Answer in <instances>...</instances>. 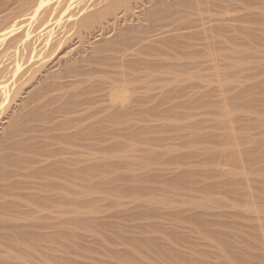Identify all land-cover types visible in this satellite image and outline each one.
Here are the masks:
<instances>
[{
    "label": "bare ground",
    "instance_id": "6f19581e",
    "mask_svg": "<svg viewBox=\"0 0 264 264\" xmlns=\"http://www.w3.org/2000/svg\"><path fill=\"white\" fill-rule=\"evenodd\" d=\"M186 103L209 104L217 106L219 110L215 114L216 118L214 116V119L208 121L215 125L218 129L216 131H220L218 133L221 141L220 152L214 151L219 153V156L215 161L216 156L212 155L213 151V153L209 152V147L205 148L207 151L204 149L205 153L203 150L199 151L202 154L199 153L198 156L203 159L202 161L209 162L211 174L208 175L215 173L213 175L216 178L224 177L228 183L230 182L225 184H233L227 189V193L232 196L231 199L234 197L238 202V216L242 215V218L246 219L244 220L247 221L246 228L253 231L247 233V237L256 240L255 243L248 242V238L246 244L256 246L261 251L259 257L260 263L263 264L264 215L258 204L262 201H259L261 199L259 197L264 196V184L262 182V186L251 187L249 179L245 176V170L240 167L241 152L237 148L239 138L235 134L238 119L234 117L236 113L234 112L233 115L232 108L233 105H237L240 111L242 110L240 107L257 108L264 104V0H0V264H47L50 259L52 262L59 259L64 264L70 262L76 264L77 261L79 264H86L88 261L80 263L79 257L73 259L74 255L69 258L71 252V254L67 252L69 255L65 256L66 253H63L62 249L61 251L56 249L58 253L60 252V258L54 257L56 256L54 244L57 241L55 239L58 234L69 231L66 226H74L71 230L73 233L74 228L79 231L80 228L83 231L84 227L105 228L109 226L105 222L109 218L129 219L127 217L135 218L144 214L148 216L146 211H149L148 208L151 209L150 206L153 208L152 203L155 201L152 199L151 205H148L146 200L143 202L148 206L147 210L144 208L146 213L139 209V205L143 203L138 198L140 192L144 194L145 184L137 183L138 188L134 187L133 183L132 186L126 185L129 184V180L125 181L123 178L130 179L132 173L131 176L128 173L129 176L127 174L125 176L123 173L122 180L118 179L120 173L117 170L121 168L122 162H118L120 163L118 165L115 159L111 161L109 158L112 159L114 157L112 155L116 158L119 156L117 157L114 152L110 155L109 151H106V154L110 157L104 155V152H101L103 148L97 149L101 146L100 143L96 144L95 140H99L100 135L126 137L145 132L149 125H146L145 129L144 125H141L144 128L139 127L138 122L146 123L153 120L170 122L169 119L181 116L182 113L178 108L184 107ZM262 117L261 115L258 118ZM256 120L258 121L257 117ZM191 121L193 122V119ZM259 121L263 125L264 120ZM109 124H112L111 128L108 126L110 129L108 128L106 132ZM195 130L197 131V129L192 131ZM250 135L249 138L254 137ZM96 136L100 138L97 139ZM258 136L262 138V134ZM211 137L216 138L214 135ZM254 140H257V136ZM260 140V143H263L264 139ZM120 144H117L119 148ZM262 145L264 144H261L260 151L264 148ZM93 150L95 152L97 150L99 155L102 154L98 156L94 153L92 157ZM129 155L132 153L129 152ZM262 155L264 157V153ZM107 156L109 158H105ZM140 161L143 163L142 160ZM205 161L204 164L207 163ZM117 165L119 169L116 168ZM110 169L112 172L115 169L117 173L114 171L110 174L112 173ZM186 169L180 172L178 170L180 175L177 171L174 173L183 179L186 178L184 174L192 175V171L189 172L188 169L187 173ZM171 170L170 168L169 171ZM158 174L154 176L159 177ZM109 175L114 176L110 178ZM116 175H119L118 178ZM140 175L136 176L140 178ZM175 175L173 174L172 177ZM190 175L189 179L192 177ZM151 176L152 174L149 175ZM212 176L210 177L215 182L216 178ZM228 176L232 178L227 180ZM194 179L192 184L198 181L195 179L194 183ZM218 179H216L217 183L221 180ZM130 180L134 182L133 177ZM206 180L207 178L203 182ZM223 180L221 182L224 184ZM121 181L125 182L121 183ZM180 181L181 179L178 182L181 183ZM214 184L216 183H207L202 188V192L204 189L206 193L207 189H215ZM141 185L143 188H140ZM225 186L223 185L222 188ZM217 187L220 189L219 186ZM128 190L134 194L136 190L135 195L140 194L137 202L141 204L138 205L134 201V206L132 199L131 204L128 200L122 202L123 196L118 198L121 201L116 200L119 194L115 195V193L121 191L128 193ZM92 191L103 195L102 197L95 195L98 197V200H95L97 198L92 195ZM210 191L209 194L212 193ZM225 192H222L223 195L226 194ZM206 193L204 191L202 195L206 197H203L205 200L203 201L210 203V206L214 205V201L223 199L220 195L218 200H215L208 193L206 196ZM214 195L216 196L213 194V197ZM110 198H113L112 201ZM91 199L98 203L111 202L112 204L108 203V207L113 205L111 209L115 208L117 211L113 209L115 214L112 216L100 215L96 211L101 208L87 206L92 205H90L92 201L86 204ZM255 199L259 201L258 204ZM198 201L201 202L202 199ZM198 201L197 207H199ZM204 202L200 205H207ZM81 203H85L87 208L81 209L83 207ZM197 209L193 207L192 211L196 210L193 213L189 209V212L185 210L187 214H191L187 216L195 223L188 218L189 221L202 227L205 232L211 233L212 237L217 236L218 238L215 239H218L222 248L230 252L235 259L237 258L240 264H244L245 261L242 262L244 259L238 256L239 246L232 243V240H227L228 235L226 236L225 230L220 233H226L224 235L226 237L220 238L222 235L216 233L219 231L214 232L211 229L214 221L209 222L213 224L209 227L207 217L204 218L205 215L210 214L202 215L203 213H199ZM237 212L235 210V214ZM111 213L112 211H109V214ZM223 213L229 218L228 212ZM219 215L217 217H221V214ZM248 222L251 224L248 225ZM175 226L174 233L177 232L175 229L179 228ZM188 228L187 230H191ZM174 233L170 234L174 236ZM78 234L75 235L78 237ZM84 235L80 234L82 238H85ZM192 235L196 236L194 233ZM88 240H91L90 236ZM160 240L161 238L159 242ZM158 244L157 242L156 246ZM59 245L61 244L58 243L57 246L60 247ZM118 250L115 251L120 254L121 250ZM48 251L54 252V255ZM46 253H49V257ZM73 253L79 256L78 252V254ZM100 261L98 264L106 263L101 259Z\"/></svg>",
    "mask_w": 264,
    "mask_h": 264
},
{
    "label": "rangeland",
    "instance_id": "374dc122",
    "mask_svg": "<svg viewBox=\"0 0 264 264\" xmlns=\"http://www.w3.org/2000/svg\"><path fill=\"white\" fill-rule=\"evenodd\" d=\"M187 104V105H186ZM185 104V106L183 107L182 106V108H178V111L180 112V113H182L181 114V116H179V117H177V118H175V119H169L170 120V122L167 120V121H165V120H157L156 122H157V124H156V122L154 121H148V122H151V123H148V122H146V123H144V122H142V123H140V122H138V125H140L139 127H143V126H141V125H144V127L147 125H149L148 127H147V129H146V127H145V129H146V131H145V129H144V131L145 132H140L139 134H135V135H133V136H126V137H118L117 135H111V134H108V135H103V137L100 135V137L102 138H100V137H98L97 138V136H96V138L97 139H99V140H95V142H96V144L97 143H100V146L101 147H99L98 146V148L97 149H102L103 148V150H101V152L105 155L106 154V151L108 152V153H110V155L111 154H113V152H114V154H117V157L118 158H120V159H118V158H116V156L115 155H112V156H114V157H112V159L111 158H109L110 156H109V154H106V155H108L107 157H105V158H109L111 161L112 160H114L115 159V161L118 163V162H122L121 163V168L118 166L120 163H118V167H116V168H120L119 170H117L118 171V173H120L118 176H119V178H118V176H117V178L118 179H120L121 178V180H122V178L124 177V174H125V176H126V174L128 173L129 175L132 173V177H133V181L134 182H132L130 179H132V177L130 178V179H128L127 177H125V178H123V180L125 179V181L127 180H129L128 181V183L129 184H126V185H131L132 183H133V186L135 187V186H137V188H138V186L139 185H137V183H139V184H141V183H143V184H145V185H143L144 186V189H143V193L145 194H142V192H140V194H137V195H135L136 194V190H134L135 191V194H134V192L133 193H130L131 192V189H129L130 190V192H129V190L127 191L128 193H126V192H124V191H126V190H124V191H121V193L119 192V193H115V195L116 194H119V196H116V200L117 201H121V200H118V198L121 196H123V200H122V202L123 201H127L128 200V202L131 204V199H132V204L134 205V201H135V203H137L138 205L139 204H141V203H139V202H137L138 201V199H140V202H146V203H148V205H151V203H152V199H153V201H155V202H153L152 204H153V208H152V206H150L151 207V209H153V211L150 209V208H148V210L149 211H146V212H148V216H147V214H144V216L143 215H141V216H136L135 218H134V216H132L131 218L130 217H127V218H129V219H126V217H122V218H118V219H116V217H114V219H112V218H109V220L108 219H106L105 220V222H106V224H108L109 226H107V227H101V228H97V229H95V228H93V227H91V228H89V227H84L83 228V231H82V229L80 228V230L81 231H79V229L78 230H75V228H74V231H75V234H78L79 232V236L77 237V235H73V233H74V231H72L73 233H71V230H73V227L74 226H71V227H69V226H66V228H68V230L69 231H66V233H64V234H62V233H60V234H58V236L59 235H61V236H57L56 237V239L55 240H57V241H55L56 242V244H54L55 245V250L54 251H56V249L58 250L59 249V251H61L60 249H62V251H63V253H66V254H64L65 256L66 255H69V254H67V252L68 253H70L71 255L70 256H68L69 258H71V257H73V255H74V258L73 259H76V258H78L79 259V261H80V263H83V262H87L86 264H89V263H91V264H98V263H100L101 261H100V259L102 260V262L103 261H105L106 263H108V264H227L228 262H230V263H228V264H240L239 263V261H237L234 257H233V255L230 253V252H227L225 249H223L222 248V246H221V244L218 242V239H215V238H218L217 236H213L212 237V234L211 233H209V232H205L204 230H203V228L202 227H200V226H198L197 224H193V223H195L191 218H189L188 216L189 215H191L190 213H188L187 214V211L189 212V210L191 211V213H193V211H192V209H193V207H195V208H198L197 209V211H199V213H203L202 215H205V214H210V215H205V217L204 218H206L207 217V220H208V224H210L209 225V227L211 226V225H213V224H211V223H209V222H212V221H214V225H213V228H212V226H211V229L214 231V232H216V230L217 231H219V232H216V233H219L220 235H222L220 238H222L226 233V236L228 237V239L227 240H229V241H233L232 243H234V244H236V246L239 248V255L238 256H240V258L242 257V259H244L242 262H244V264L246 263V262H249V261H252L251 263H248V264H261L260 262H261V259H260V255H261V251H259L258 250V248L255 246H253V245H247L246 244V242H247V240H248V238H249V241L248 242H254L255 243V239L254 238H252V237H247L248 235H247V233H253V231H252V229H250L249 230V228H246V224L245 223H247V221L246 222H244V220H246V219H244V218H242V215L241 216H238V212H237V209H238V211H239V208H237V206H238V202L236 201V199L233 197L232 199H231V195L229 194V193H227V189L230 187H232V185L230 186V185H227V184H225V183H228L227 181H226V179L223 177L222 179H221V177H220V179L221 180H223V182H224V184L221 182V180L220 179H218V178H216L213 174H215V173H213L212 175H208L209 173L211 174V169H210V166H209V162H207V161H205V162H207V163H205L204 164V161H202L203 159H201V158H199V156H198V154L199 153H201V152H199V151H201V150H203L204 151V153H205V150L207 149V147H209L208 149H210L209 150V152L211 151V153H213L214 151H216V152H218V150L220 149V143H221V141H219L220 139L218 138V133H220V131L218 132V131H216V130H218V129H216V127H215V125L212 123L211 124V122L209 123L208 121L210 120V119H214V116H215V114L216 113H218V108H217V106H213V105H209V104H206V105H200V104H191L190 105V103H186ZM191 106H193V107H191ZM260 106V107H259ZM259 106H257V108H255V107H252V108H249V107H240V109H242V110H240L239 111V108L237 107V105L236 106H234L233 105V108H232V106H231V108L232 109H234L233 110V115H234V112L236 113L235 115H237V116H235L234 115V117H237V123H238V125L236 124L235 126H236V128H237V130H236V132H235V134H236V136L239 138V142H238V144H237V148L240 150V154H241V158L239 157V159H240V162H241V164H240V167L242 166L243 167V169L245 170V176L249 179V185L251 186V187H253V186H255V185H259V186H262V184H264V157H263V153H264V148H262L263 150H261L260 151V149H261V144H264V136H263V134H264V123H263V125H261V121H259L260 119L261 120H264V104H263V106H261V105H259ZM236 109H235V108ZM262 107V108H261ZM214 108H216L217 109V112H216V109H214ZM183 110V111H182ZM186 110V111H185ZM194 110V111H193ZM235 110H237V111H235ZM246 110H248V112L246 111ZM251 110V111H250ZM261 110H262V112H261ZM193 112V113H192ZM241 112V113H240ZM257 113V115H255V113ZM186 113V114H185ZM198 113V114H197ZM238 113V114H237ZM254 113V114H253ZM258 113H260V117H261V115L263 116L262 118H258L259 116H258ZM262 113V114H261ZM184 114V115H183ZM192 114V115H191ZM201 114V115H200ZM214 114V115H213ZM185 115H187V116H185ZM200 115V116H199ZM240 115H241V117H240ZM243 115V116H242ZM213 116V117H212ZM245 116V117H244ZM257 117V119H258V121L256 120L255 121V119H256V117ZM187 117V118H186ZM192 118L193 119V122L190 120V118ZM244 118V120H243V118ZM255 117V118H254ZM184 118V119H183ZM200 118H201V120H203V121H201L200 120ZM215 118H216V116H215ZM239 118H240V121H239ZM245 118H248L247 120L245 119ZM253 118V119H252ZM177 119H179L178 121H177ZM186 119V120H185ZM250 119H252L251 121H249ZM174 120V121H173ZM198 120H200V121H198ZM245 120H246V122H245ZM160 121H162V122H160ZM188 121V122H187ZM190 121V122H189ZM204 121H206V123L204 122ZM211 121V120H210ZM243 121V122H242ZM169 122V123H168ZM171 122H172V124H171ZM184 122V123H183ZM192 122V124L193 125H191L190 123ZM200 122H204V123H201L200 124ZM247 122H249V125H247ZM255 122V123H254ZM257 122V123H256ZM262 122H264V121H262ZM160 125H159V124ZM164 123V124H163ZM180 123V124H179ZM182 123V124H181ZM187 123V124H186ZM239 123H241V124H239ZM246 123V124H245ZM178 124V125H177ZM196 124V125H195ZM246 126V128H245V126ZM111 125L112 124H109V125H107V130H106V132H108V130L111 128ZM137 125V126H138ZM158 125V126H157ZM176 125H177V127H176ZM185 125V126H184ZM190 125V126H189ZM211 125V126H210ZM110 128H109V127ZM136 126V127H137ZM157 126V127H156ZM179 126V127H178ZM199 126V127H198ZM143 127V128H144ZM163 129H162V128ZM175 129H174V128ZM182 127V128H181ZM187 127H188V129H189V131H188V129H187ZM214 127H215V129H214ZM241 127V128H240ZM251 127V128H250ZM109 128V129H108ZM149 128V129H148ZM191 128V129H190ZM245 128V129H244ZM152 129V130H151ZM155 129V131H153ZM193 129H197V131L195 130V131H192ZM249 129V130H248ZM255 129L257 130V131H255ZM147 130H148V132H147ZM176 130V131H175ZM260 130V131H259ZM151 132V133H150ZM157 132V133H156ZM163 132V133H162ZM166 132V133H165ZM176 132V133H175ZM194 132V133H193ZM197 132V133H196ZM216 132H217V134H216ZM257 132V133H256ZM262 132V133H261ZM149 133V134H148ZM183 133V134H182ZM197 135H196V134ZM213 133V134H212ZM144 134V135H143ZM166 134V135H165ZM169 134V135H168ZM186 134H187V137H185L186 136ZM199 134V135H198ZM209 134H210V136H209ZM251 134V135H250ZM252 134H255V135H252ZM259 134H262V138H260V136H258ZM157 135V136H156ZM168 135V136H167ZM191 135V136H190ZM196 135V136H195ZM201 135V136H200ZM215 136L216 138H212L211 136ZM249 135L250 136H254L255 138H256V136H257V140H254V137H251V138H249ZM160 136V137H159ZM195 136V137H194ZM248 136V138H246ZM116 139H115V138ZM146 139H145V138ZM162 137H164L165 139H163ZM189 137V138H188ZM193 137V138H192ZM197 137V138H196ZM212 138V140H211V138ZM105 138H106V140H105ZM110 138L112 139V140H110ZM160 138V139H159ZM162 138V139H161ZM195 138V139H194ZM108 139V140H107ZM116 141H115V140ZM260 139H262L263 141V143H260ZM103 140V141H102ZM118 140V141H117ZM142 140V141H141ZM164 140V141H163ZM167 140H169V141H167ZM194 140V141H193ZM215 140V141H214ZM100 141V142H99ZM115 141V142H114ZM136 141H137V143H136ZM173 141H175V142H173ZM176 141H177V143H176ZM110 142H114V143H110ZM139 142V143H138ZM149 144H148V143ZM179 142V143H178ZM191 142H193V143H191ZM219 142V143H218ZM120 144V148H119V146H117V144ZM134 144H136L137 145V147H136V145H134ZM146 144V145H145ZM99 145V144H98ZM108 145V146H107ZM123 145V146H122ZM127 145V146H126ZM139 145V146H138ZM160 145V146H159ZM168 145V146H167ZM218 145V146H217ZM102 146H104V147H102ZM146 146L148 147V148H146ZM151 146V148H149ZM159 146V147H158ZM162 146V147H161ZM197 146H199V147H197ZM263 147H264V145H262ZM113 147H115V148H113ZM123 147V148H122ZM126 149H125V148ZM143 147V148H142ZM145 147V148H144ZM165 147V148H164ZM178 149H177V148ZM195 147V148H194ZM109 148V149H108ZM119 148V149H118ZM137 148V149H136ZM158 148H159V150H158ZM206 148V149H205ZM249 148V149H248ZM99 149V150H100ZM111 149V150H110ZM113 149H118V150H113ZM147 149V150H146ZM150 149V150H149ZM162 149V150H161ZM181 149H183V150H181ZM196 149V150H195ZM205 149V150H204ZM247 149V150H246ZM134 150V151H133ZM138 150H140V151H138ZM169 150H171V151H169ZM244 150H246V151H244ZM175 151V152H174ZM186 151V152H185ZM193 151H195V152H193ZM198 151V153H196ZM207 151V150H206ZM213 151V152H212ZM244 151V152H243ZM249 151V152H248ZM97 150H96V152L93 150V153H92V157H93V154L94 153H96V155H98V156H100L102 153H100V151H99V153H100V155L99 154H97ZM116 152V153H115ZM129 152L130 153H132V155H133V157H132V155H129ZM142 152V153H141ZM145 152V153H144ZM166 152H168V153H166ZM172 152V153H171ZM177 152V153H176ZM219 152H220V150H219ZM91 153V152H90ZM128 153V154H127ZM180 153V154H179ZM190 153H192V155L190 154ZM195 153L197 154V155H195ZM208 153V152H207ZM250 153V154H249ZM137 154V155H136ZM172 154V155H171ZM183 154V155H182ZM202 154V153H201ZM215 154V155H214ZM214 154H212L214 157L216 156V158H214L215 159V161L217 160V156H219V153H215L214 152ZM95 155V154H94ZM104 155H102L103 157H104ZM126 155V156H125ZM128 155V156H127ZM160 155V156H159ZM175 155V156H174ZM176 155H178V157L176 156ZM180 155H182V156H180ZM123 156H125L124 158H123ZM132 157V158H130L129 160L127 159V157ZM136 156H138L137 157V160H136ZM143 156V157H142ZM149 156V157H148ZM183 156H185L184 158H186V159H184V158H181V157H183ZM190 156V157H189ZM197 156V157H196ZM91 157V158H92ZM145 157V158H144ZM196 157V158H195ZM149 158V159H148ZM152 158V159H151ZM180 158V159H179ZM189 158V159H188ZM193 158H194V160H193ZM108 159V160H109ZM125 159V160H124ZM127 159V160H126ZM134 159V160H133ZM178 159H179V161H178ZM198 161H196V160ZM107 160V159H106ZM131 160V161H130ZM140 160H142L143 161V163L140 161ZM147 160H149L148 162H147ZM154 160H155V162H154ZM173 160V161H172ZM182 160V161H181ZM199 160H201L200 162H199ZM114 161V162H115ZM129 161V162H128ZM145 161V162H144ZM167 161H168V163H167ZM184 161V162H183ZM113 162V163H114ZM128 164H127V163ZM153 162V163H152ZM191 162V163H190ZM140 163V164H139ZM146 163V164H145ZM157 163V164H156ZM166 163V164H165ZM192 163H195V165L194 164H192ZM198 165H197V164ZM243 163V164H242ZM116 164V163H115ZM124 164V165H123ZM129 164H130V166L133 168H131L130 166H129ZM155 164V165H154ZM179 166H178V165ZM188 164H190V166L188 165ZM201 164V165H200ZM123 165V166H122ZM126 165V166H125ZM138 165V166H137ZM141 165V166H140ZM157 165V166H156ZM181 165V166H180ZM183 165H185V166H183ZM206 165V166H205ZM134 166V167H133ZM182 166H183V168H182ZM198 166V167H197ZM126 167V168H125ZM130 167V168H129ZM137 167V168H136ZM139 167V168H138ZM180 167H181V169H180ZM185 167V168H184ZM188 167H190V168H188ZM194 167H196L195 169H194ZM206 167V168H205ZM123 168V169H122ZM125 168V169H124ZM172 169L171 170V172L169 171V169ZM174 168H175V170H174ZM176 168H179V169H177L176 170ZM187 168V169H186ZM129 169V170H128ZM136 169V170H135ZM157 170L156 172H155V170ZM184 169H186L185 171L188 173V169H189V172H191L192 173V175H190V176H192V177H190V179H192V180H190L189 179V175H187V174H184V176L186 175V178L185 177H183V179L184 180H189V181H187V182H189V183H187L186 181H184L182 178H179L178 176H177V173H174V172H178V170H179V172H180V170H184ZM193 169V170H192ZM205 169H207V170H205ZM131 170H132V172H131ZM134 170V171H133ZM141 170V171H140ZM154 170V171H153ZM165 170H168L169 171V173H168V171H166L165 172ZM191 170V171H190ZM199 172H198V171ZM205 170V171H204ZM110 171H111V169H110ZM114 171H115V169H114ZM114 171L112 172V173H110V174H113L114 173ZM117 171H115L116 173H117ZM122 171V172H121ZM124 171V172H123ZM136 171H137V174H141L140 176V178L138 177V176H136L137 174H136ZM147 171V172H146ZM150 171V172H149ZM184 171V172H185ZM203 171H204V173L206 174H204L205 176H206V178H207V180H206V182H203V181H205V177H204V175H203ZM139 172V173H138ZM141 172V173H140ZM153 172H155V174L153 173ZM172 172H173V174L175 175V176H173L172 177ZM178 172V175H180V173ZM182 172V171H181ZM184 172H182V173H184ZM195 174H194V173ZM197 172H198V174H197ZM124 173V174H123ZM146 173V174H145ZM147 173H149V174H147ZM158 173H160V174H158ZM171 173V174H170ZM127 174V176H129ZM145 174V175H144ZM152 174V176H154V175H156V174H158L157 176H159V177H156V176H154V178L151 176V177H149V175H151ZM170 176H169V175ZM134 175V176H133ZM161 175V176H160ZM163 175V176H162ZM194 175V176H193ZM195 175H197V176H195ZM207 175H208V177L211 179V177L210 176H212L213 178L215 177L216 179H218V180H220L219 182H221V184L220 185H226V186H228V187H224V188H222L223 187V185L222 186H220V185H218L219 184V182L217 183V181H216V179L214 180L215 182H213L212 181V179L211 180H209V178L207 177ZM110 176V178H111V176L112 175H109ZM109 176H107L108 178H109ZM114 176V175H113ZM113 176H112V178H113ZM131 176V175H130ZM145 176V177H144ZM138 177V178H137ZM155 177H156V179H155ZM170 177H172V178H174V179H170ZM187 177H188V179H187ZM194 177H195V179L196 180H198L197 181V183L196 184H199V183H202L200 186L199 185H196V184H192L193 182V179H194ZM135 178V179H134ZM141 178H142V180H141ZM146 178V179H145ZM150 178V179H149ZM151 178H152V180H151ZM175 178H177V180H175ZM181 179V183H179L178 181H179V179ZM230 178H232L231 176H230ZM229 178V176H228V179L227 180H229L230 179ZM233 178H236V177H233ZM139 179V180H138ZM148 179V180H147ZM195 179H194V183H195ZM202 179H204V180H202ZM141 180V181H140ZM168 180V181H167ZM171 180V181H170ZM175 180V181H174ZM208 180H209V182H208ZM125 181H121V183L123 182H125ZM145 181H146V183H145ZM155 181V182H154ZM120 182V181H119ZM151 182V183H150ZM157 182H159V183H157ZM184 182V183H183ZM263 182V183H262ZM168 183V184H167ZM191 183V184H190ZM207 183H216V184H214L215 186H214V188L215 189H213V188H211V189H207V193H208V191H210V192H212V193H208V195L209 196H211L212 198H214L215 200H218V196H220L221 195V198H223L225 201H223V199L221 200L222 201V204H221V201L220 200H218V202L217 201H214L213 202V204L214 205H212V203H211V205L212 206H210V203L208 204V203H206V202H204L205 200L203 199V197H205V196H203L202 197V195H203V193H204V191H205V193H206V189H204V191L202 192V188H204V186L207 184ZM230 183V182H229ZM228 183V184H229ZM262 183V184H261ZM176 184V185H175ZM177 184H179V185H177ZM204 184V185H203ZM147 185H149V187L147 186ZM132 186V185H131ZM198 186L201 188H199V190H197L198 189ZM217 186H219L220 187V189L217 187ZM237 186V185H236ZM146 187H147V189H146ZM216 187H217V190H219L218 191V193H217V191H216ZM258 187V186H257ZM140 188H143L142 187V185L140 186ZM139 188V189H140ZM149 188V189H148ZM226 188V189H225ZM229 188V189H230ZM145 189H146V192H145ZM213 189V190H212ZM223 189H225L226 190V192H225V190H223ZM138 190V189H137ZM140 190H142V189H140ZM223 190V191H222ZM133 191V190H132ZM139 191V190H138ZM221 191V193L219 194V192ZM214 192V193H213ZM222 192H225L226 194H228L227 196H226V194H224L223 195V193ZM91 193V192H90ZM95 193V194H94ZM94 193H93V191H92V195L93 196H95V195H99L100 197H102V195H103V193H100V192H95L94 191ZM127 195H126V194ZM207 193H206V196H208L207 195ZM129 194H134L133 196H131V195H129ZM213 194H216V196L215 197H213ZM218 194V195H217ZM138 195H140V197L137 199V197H138ZM205 195V194H204ZM129 196H131L130 198H129ZM223 196H225V197H223ZM92 197V196H91ZM200 197H202V198H200ZM216 197H217V199H216ZM228 197V198H227ZM95 198H97V199H95ZM95 198L93 197V200L95 199V200H98V197L97 196H95ZM129 198V199H128ZM146 198V199H145ZM206 198V197H205ZM226 198V199H225ZM259 198H261V199H259V201L260 200H262L263 202H264V196H260ZM111 199V198H110ZM113 199V198H112ZM112 199H111V201H112ZM198 199L199 200H201L202 199V203L204 202L205 204H207V205H203V206H201L200 204H202L200 201H198ZM92 199L89 201V202H85L86 204H88V203H90L91 201L93 202H91L90 203V205L91 206H89V204L87 205L88 207H93V206H97L98 208H101V210H99V209H97V211L96 212H99L100 213V215L101 214H105V215H108V216H112L113 214H115V213H113V211L114 210H116L117 211V209H115V208H113V209H111L112 207H114L113 205H111V207H108L109 205H108V203L109 202H96V201H93ZM115 200V199H114ZM146 200V201H145ZM204 200V201H203ZM233 200H234V203L236 202L237 204H234L233 203ZM149 201V202H148ZM151 201V202H150ZM197 201L199 202V207H197L196 205H197ZM259 201H257V199H255V202H257V204H258V202ZM262 201H260L259 202V206H260V208H261V210H262V213H263V215H264V203L262 202ZM216 202V203H215ZM220 202V203H219ZM84 203V204H85ZM111 203V202H110ZM109 203V204H110ZM262 203V204H261ZM83 203H81V205H83V207L81 208V209H86L87 208V206H85ZM112 204V203H111ZM130 204H129V206H130ZM136 204V205H137ZM225 204V205H224ZM78 205L80 206V203H78ZM104 205H106V207L104 206ZM137 205V206H138ZM143 205H144V207H143ZM76 206V205H75ZM102 206V207H101ZM104 206V207H103ZM132 206V205H131ZM135 206V205H134ZM140 206V210H142V211H144L145 212V210H147V207L148 206H146L144 203L143 204H141V205H139ZM146 206V207H145ZM227 206V207H226ZM81 207V206H80ZM206 207V208H205ZM231 207V208H230ZM110 208V209H109ZM144 208H145V210H144ZM192 208V209H191ZM76 209H78L77 207H76ZM189 209V210H188ZM107 210H109V211H112V213L111 214H109V211H107ZM153 212V213H151V211ZM155 210V211H154ZM163 210V211H162ZM185 210H187V211H185ZM235 210H236V214H235ZM103 211V212H102ZM105 211H107V213L105 212ZM115 211V212H116ZM158 211H160V212H158ZM175 211V212H174ZM183 211V212H182ZM186 212V214H185V212ZM196 211V210H195ZM194 211V212H195ZM202 211V212H201ZM204 211L206 212V213H204ZM230 211H232V212H230ZM233 211H234V213H233ZM145 212V213H146ZM150 212V213H149ZM176 212H178V213H176ZM221 214V217H217L219 214ZM221 212V213H220ZM223 212H228V216H229V218H227V214H224ZM159 213V214H158ZM196 213H198V212H196ZM231 213H233L232 215H235V217H233L232 215H231ZM149 214H151V215H149ZM182 214V215H181ZM185 214V215H184ZM214 214H217V215H214ZM188 215V216H187ZM223 215H225V216H223ZM220 216V215H219ZM232 216V217H231ZM237 216V217H236ZM141 217V218H140ZM184 217V218H183ZM187 217V218H186ZM191 217V216H190ZM190 220H192V222L191 221H189V219ZM240 218H242V219H240ZM121 219V220H120ZM211 219V220H210ZM221 219V220H220ZM224 219H226V220H224ZM228 220V221H227ZM216 221V222H215ZM230 221V222H229ZM236 221V222H235ZM104 222V221H103ZM113 224H112V223ZM157 222V223H156ZM221 222V223H220ZM229 222V223H228ZM110 223H111V225L112 226H110ZM161 223V224H160ZM213 223V222H212ZM249 223L251 224V222H248V225H249ZM106 224H104V225H106ZM163 224H166V225H163ZM169 224V225H168ZM240 226H238V225ZM114 225V226H113ZM116 225V226H115ZM148 225V226H147ZM160 226V227H158V226ZM176 225V226H175ZM197 225V226H196ZM216 225V226H215ZM224 225H226V226H224ZM229 225V226H228ZM163 226V227H162ZM164 226H167L166 228L164 227ZM171 226V227H170ZM175 226V228H178L177 230L175 229V231H177V232H173L174 230H173V227ZM232 226V227H231ZM147 227V228H146ZM186 227V228H185ZM190 228L191 230H187V228ZM235 227V228H234ZM78 228V227H77ZM76 228V229H77ZM164 228H165V230H164ZM171 228V229H170ZM188 228V229H189ZM238 228V229H237ZM161 229V230H160ZM163 229V230H162ZM179 229L181 230V231H179ZM193 229V230H192ZM215 229V230H214ZM228 229V230H227ZM194 230H197V231H194ZM221 230V231H220ZM225 230V231H224ZM238 230V231H237ZM248 230H249V232H248ZM78 231V232H77ZM170 231V232H169ZM172 231V232H171ZM185 231V232H184ZM202 231V232H201ZM203 231H204V233H203ZM226 232V233H220V232ZM187 232H188V234L192 237H189V235L187 234ZM200 232V233H199ZM240 232V233H239ZM70 233V234H69ZM170 233H174L175 235L173 236V234H170ZM177 233V234H176ZM180 233V234H179ZM183 233V234H182ZM195 234L196 236H194V235H192V234ZM201 233H203V234H201ZM207 233V234H206ZM230 233V234H229ZM80 234H85L84 236H85V238L83 239L82 238V236H80ZM170 234V235H169ZM184 234H186L188 237H184V236H186V235H184ZM211 234V235H210ZM63 235V236H62ZM184 235V236H183ZM229 235H230V238H229ZM74 236H76V237H74ZM87 236H88V238H87ZM89 236H90V239L91 240H88L89 239ZM143 236V237H142ZM146 236V237H145ZM148 236H151L150 238H148ZM154 236V237H153ZM156 236V237H155ZM180 236V237H179ZM226 236H224L223 238H225ZM61 237V238H60ZM133 237V239H131ZM135 237V238H134ZM142 237V238H141ZM159 237V238H158ZM175 237V238H174ZM195 237V238H194ZM200 238V237H202V238H200V239H198V238ZM232 237V238H231ZM147 238V239H146ZM153 238V239H152ZM157 238V239H156ZM161 238V240H160V242H159V239ZM176 238H178V239H176ZM197 241V240H199L200 242H196V241H194V239ZM92 239H94V240H92ZM137 239V240H136ZM148 239H150V241L148 240ZM192 239H193V241H192ZM87 240V241H86ZM137 242H136V241ZM144 240V241H143ZM155 240V241H154ZM255 240V241H254ZM62 243H61V242ZM89 241V242H88ZM134 241V242H133ZM154 241V242H153ZM159 243L157 246H156V243L157 242ZM74 242V243H73ZM77 242H79V244H77ZM138 242H139V244H138ZM147 242V243H146ZM156 242V243H155ZM58 243H60L61 245H59L60 247H58L57 245H58ZM141 243V244H140ZM161 243V244H160ZM165 243V244H164ZM166 243H168V244H166ZM197 243V244H196ZM201 243V244H200ZM242 243V244H241ZM72 244V245H71ZM152 244V245H151ZM202 244H204V245H202ZM65 245H67V246H65ZM75 245V246H74ZM161 245H163V246H161ZM168 245V246H167ZM244 245V246H243ZM65 246V247H64ZM167 246V247H166ZM221 246V247H220ZM243 246V247H242ZM163 247V248H162ZM254 247V248H253ZM107 248V249H106ZM242 248V249H241ZM250 248V249H249ZM253 248V249H252ZM113 249V250H112ZM117 249V251H119L118 249H120L121 251L119 252L120 254H118V252L117 251H115ZM247 249V250H246ZM110 250V251H109ZM245 250V251H244ZM250 252H249V251ZM115 251V252H114ZM186 251V253H183V252H185ZM187 251H188V253H190L189 255H188V253H187ZM252 251V252H251ZM44 252H46V251H44ZM50 254H53L54 252H50V251H48ZM73 252H78L79 253V256H77L75 253H73ZM111 252H114V254L113 253H111ZM244 254V253H246L245 255H243L242 253ZM248 252V253H247ZM49 253L47 254L46 253V256H48L49 255ZM57 251L55 252V254H56V256L54 255V257H56V258H60V252L58 253V256H57ZM62 253V252H61ZM62 253V254H63ZM77 253V254H78ZM61 254V255H62ZM43 255H45V253L43 254ZM42 255V257L44 258V256ZM53 255H50V256H52L53 257ZM63 256V255H62ZM243 256L245 257V258H243ZM49 257V256H48ZM253 257V258H252ZM62 259H64V258H66V257H61ZM91 258V259H90ZM96 258H97V261H96ZM254 258H255V260H254ZM258 258V259H257ZM93 259H94V261L95 262H93ZM233 259V260H232ZM54 261V260H53ZM60 260L59 259H57V261L56 262H52V259H50V260H48V263L49 264H64V263H62L61 261L59 262ZM98 261H100V262H98ZM78 262V261H77ZM76 262V264H79V262L77 263ZM97 262V263H96ZM259 262V263H258ZM47 263V264H48ZM71 263V262H70ZM70 263H67V264H70ZM75 263V262H74ZM73 263V264H74ZM105 263V264H106ZM85 264V263H84ZM101 264H103V263H101ZM247 264V263H246ZM264 264V263H263Z\"/></svg>",
    "mask_w": 264,
    "mask_h": 264
}]
</instances>
